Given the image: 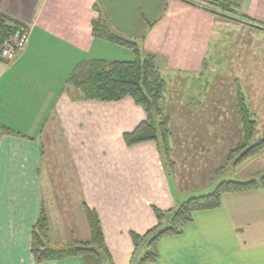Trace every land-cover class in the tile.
<instances>
[{
	"label": "crops",
	"instance_id": "0c3cea01",
	"mask_svg": "<svg viewBox=\"0 0 264 264\" xmlns=\"http://www.w3.org/2000/svg\"><path fill=\"white\" fill-rule=\"evenodd\" d=\"M190 2L0 0V13L31 30L25 50L13 62L0 61V126L20 134L0 135V264H38L31 254V233L45 204V177L41 175L45 150H50L51 158L57 157L61 168L65 162L71 165L73 179L69 186L63 185L82 207L77 208L80 218L85 206L97 212L111 257V262L104 257V264L138 262L140 248L147 246L136 249L132 233L144 236L159 225L168 227L173 212L189 199L202 196L195 192L204 187V195L211 194L226 181L209 189L214 176L221 178L230 167L228 164L218 173L228 146L233 149L242 137L237 115L234 122L238 123L231 126L221 123L219 108H209L221 102L220 96L214 101L210 98L219 90L222 72H218L217 82L213 78L207 94L205 74L200 75V96L196 102H186L198 125L184 127L185 140L179 143L187 148V154L198 151V162L192 165L200 167L175 176L168 172L157 142L126 145L124 135L148 118L131 97L117 102L85 100L68 85L70 76L86 61L122 62L115 58L123 53L134 57L132 61L136 59L133 48L113 38L135 44L142 59L151 54L165 56L169 71L201 70L211 38L221 32L215 29L214 14ZM228 2L240 5L241 13L264 24V0ZM142 23L145 32H136ZM95 26H100V33L96 34ZM142 43L143 50L139 47ZM239 49L253 53L247 45ZM232 58L229 75L234 73ZM242 74L251 83L257 76L253 71ZM196 80L199 84V78ZM256 84L261 85V80ZM208 116L214 118L205 123ZM257 117L253 118L257 121ZM221 143L229 144L223 153ZM263 151L237 168L243 170ZM194 170L198 178L193 177ZM200 170L208 173L201 177ZM65 171L62 168V173ZM261 174L262 170L253 172L259 175L257 179L264 176ZM54 203L60 208L59 202ZM61 206L62 215L53 213L55 208L48 211L51 246L62 249L74 240L89 242L91 234L85 222L83 230H78L77 219L63 223L66 205ZM163 256L168 264H264V187L226 194L219 208L195 213L182 237L161 242L160 259ZM42 264L84 263L80 258H67Z\"/></svg>",
	"mask_w": 264,
	"mask_h": 264
},
{
	"label": "trees",
	"instance_id": "16d2710c",
	"mask_svg": "<svg viewBox=\"0 0 264 264\" xmlns=\"http://www.w3.org/2000/svg\"><path fill=\"white\" fill-rule=\"evenodd\" d=\"M193 1L201 2L203 4L202 7L196 3L193 4L211 12L218 18H232V15H235L246 21L257 23L259 28L264 27L262 22H256L241 13L239 11L240 5L229 3L228 0ZM21 26L23 25L20 22L0 13V61H3L1 50L4 44ZM98 30L101 31L100 26H95L96 34L97 32L100 33ZM113 39L117 43L133 48L136 59L122 62L86 61L80 64L70 76L68 85L75 89V93L79 98L85 100L117 102L126 97H131L136 104L146 111L148 118L135 131L124 135L126 145L133 146L148 141H155L168 162H166V165L170 164L173 166V162L170 159V119L165 116L162 108L166 93V81L153 64L152 56L144 60L135 44L132 45L118 38ZM236 97L237 112L242 125L244 141L231 151L228 161H231L233 157H238L235 162V165L238 166L264 149V136L254 142L256 121L249 112V107L240 87L237 90ZM154 116L159 118L158 125L151 119ZM0 135L20 136V134H16L2 126H0ZM263 187L264 176L259 181L222 182L211 194L191 198L183 203L176 210L169 227L160 230L159 225L144 236L132 233V240L136 249L148 241V252L140 263H155L159 259L160 243L164 239L182 235L185 227L193 222L195 213L219 208L222 205L224 195L250 192ZM85 214L91 234L90 241L78 243L74 240L72 245L56 249L51 246L49 216L45 204L42 203L38 221L32 228L31 233V254L34 260L38 264H42L67 258H80L84 264H104L103 258L106 257L108 262H111L97 212L85 206Z\"/></svg>",
	"mask_w": 264,
	"mask_h": 264
},
{
	"label": "rangeland",
	"instance_id": "374dc122",
	"mask_svg": "<svg viewBox=\"0 0 264 264\" xmlns=\"http://www.w3.org/2000/svg\"><path fill=\"white\" fill-rule=\"evenodd\" d=\"M192 3H196L200 5L201 7L203 4L201 2H196L193 0H190ZM143 10V6H141ZM168 13V12H167ZM232 18H218L216 17V30L220 31V33H217L211 38V42L208 45V49L206 52V56L204 58V66H202L201 70L196 72H183V71H177L175 69H172V71H169L166 67L167 59L163 55H159L155 57L154 54L149 55L147 58L153 59V64L156 66V68L160 71L162 78L166 81V93H165V99L163 103V111L165 116H167L170 119L169 128L171 130V136H170V144H171V154L170 159L171 162H173V166L170 164H167L168 172H172V174L175 176L177 172H182L183 174L185 172H189L191 168L198 169L199 165H192L193 162H198L195 160L196 151H192L191 154H187V148H185L184 145H181L179 142H182L185 140V131L184 127L188 125H198L196 121L195 115H192L193 112H188L186 105L188 101L191 103L196 102L198 99V96H200L201 89L203 88L200 84V78L203 73L205 74V85L204 90L205 93H209L212 83L215 81L217 82L219 73L221 74V83L219 84V90L213 92V95L211 96V101L216 100L217 97H221L220 104L216 106H210L209 108L213 109H220L221 114L219 120H221V123L234 126L238 122H234V116L237 115L239 117L237 112V97L236 93L239 87L242 90V93L246 99V103L249 107V112L252 117L254 115H257L258 119L256 121V133L254 136V142H257L260 138L264 136V78H261V76L264 77V32H261V30L264 28H259L257 23H253L251 21H246L238 16L232 15ZM220 22V23H219ZM243 24V25H241ZM245 25V26H244ZM136 32H145V26L142 23V27L135 30ZM264 31V29H263ZM250 33H252L250 35ZM261 33V34H260ZM247 45V47L251 48L253 53L245 54L243 49H239L241 46ZM251 46V47H250ZM140 49L143 50L144 43L139 45ZM118 56L115 59H120L123 61H132L134 57H128V54H117ZM229 57L232 58V63L230 66L233 67L232 71L234 73L230 74L229 69L227 68L229 65ZM145 60V59H144ZM4 61V60H3ZM244 71V72H242ZM257 74L255 75L253 82L251 83V80L245 79L243 77L244 73L251 72ZM219 72V73H218ZM187 78V80L185 79ZM197 78H199V84L197 83ZM261 80V85L256 84ZM211 83L209 86L207 82ZM188 82V84L186 83ZM263 82V83H262ZM216 84V83H215ZM75 90L74 88H72ZM219 94V95H217ZM219 100V101H220ZM207 105V104H206ZM193 106V105H192ZM194 108V106L192 107ZM227 117L225 119L224 115ZM210 118H205V123L208 121H211V118L214 117L208 116ZM154 123L158 125L159 118L153 117L151 118ZM218 120V119H217ZM235 123V124H234ZM230 126V127H231ZM241 129V128H240ZM242 131V130H241ZM227 133V132H226ZM232 133V132H231ZM230 135L232 136V134ZM228 134V133H227ZM176 137V138H175ZM244 141V134L242 132V137L240 139V142L232 149L229 144L226 146L221 143L220 145V152L223 153L228 146V151L226 154V160L222 162L220 171L218 173L222 172L225 167L229 164V168L224 172V175L221 178L214 176V182L211 183L209 189L212 187H216L219 182L221 181H234V182H247V181H259L260 179H257L259 175H253V172H259L262 170V174H264V153L255 159L252 163L249 161L248 165L244 167V169L240 170L238 166L235 165V162L238 160V157H233L231 161H228L230 157V153L232 150H234L239 144H242ZM232 147V146H231ZM192 149V148H191ZM194 150V149H192ZM264 150V149H263ZM162 152V151H161ZM264 152V151H263ZM163 154V153H162ZM180 154H183L180 155ZM193 155V160L191 156ZM44 159L42 164V178L45 177L43 181V188H45V205L47 212L50 211V208H55L52 210L53 213L56 212V215H62V208L61 204H65L66 207L64 211V214L66 216L65 220H62L63 223H70L72 220L73 223L76 222L78 224V230L84 229V222L85 226H87V230H89L88 222L86 219V215L84 212L81 211L82 218L79 216V212L77 208V204H75V194H72L68 190L69 181L70 179H73V170H71V165H68L65 161L62 168L65 172L62 173L61 165L57 163V157L54 156L51 158L52 153L50 150L44 151ZM180 155V157H178ZM258 155V154H257ZM164 156V155H163ZM190 157V158H189ZM205 158V157H204ZM164 160L166 161V158L164 156ZM253 160V159H252ZM167 162V161H166ZM168 163V162H167ZM244 163V162H243ZM204 166V165H203ZM236 167V168H234ZM244 171V172H243ZM194 170V178H198V174L195 173ZM205 173H208L207 170H205L204 174H202L201 170L199 172L200 176H205ZM217 174V173H216ZM261 174V175H262ZM71 175V176H70ZM63 182L68 184L66 186V189L63 185ZM221 184V183H220ZM203 188V191L201 192H195L198 195L205 196L207 192H205V188ZM212 188V189H213ZM50 190V191H49ZM59 191L61 195L58 194V196L54 195V192ZM201 193V194H200ZM200 197V196H196ZM195 197V198H196ZM54 201L60 203V208H58V204L54 203ZM70 202H72V206H70ZM54 206V207H53ZM176 211L172 213L170 224L173 220V217L175 215ZM80 214V215H81ZM165 229L162 226H160V230ZM182 235L177 237H182ZM174 238V237H170ZM147 246L148 248V241L145 242L143 245ZM161 244V243H160ZM142 250L140 248L139 254H138V262L133 264H141L140 261L143 259L148 252V249ZM162 256V254H161ZM151 264H168V259L163 256L162 259H160V246H159V259L155 263Z\"/></svg>",
	"mask_w": 264,
	"mask_h": 264
},
{
	"label": "built area",
	"instance_id": "2783aa9c",
	"mask_svg": "<svg viewBox=\"0 0 264 264\" xmlns=\"http://www.w3.org/2000/svg\"><path fill=\"white\" fill-rule=\"evenodd\" d=\"M31 30L26 26L19 27L1 50V58L5 62H13L20 52L28 46Z\"/></svg>",
	"mask_w": 264,
	"mask_h": 264
}]
</instances>
